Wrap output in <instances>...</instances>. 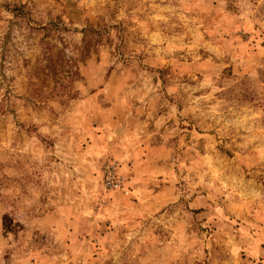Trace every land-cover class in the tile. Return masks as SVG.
<instances>
[{
  "label": "rangeland",
  "instance_id": "1",
  "mask_svg": "<svg viewBox=\"0 0 264 264\" xmlns=\"http://www.w3.org/2000/svg\"><path fill=\"white\" fill-rule=\"evenodd\" d=\"M0 264H264V0H0Z\"/></svg>",
  "mask_w": 264,
  "mask_h": 264
},
{
  "label": "built area",
  "instance_id": "2",
  "mask_svg": "<svg viewBox=\"0 0 264 264\" xmlns=\"http://www.w3.org/2000/svg\"><path fill=\"white\" fill-rule=\"evenodd\" d=\"M111 185H113V186H115V187H119V184H118V183H116V184H111Z\"/></svg>",
  "mask_w": 264,
  "mask_h": 264
}]
</instances>
